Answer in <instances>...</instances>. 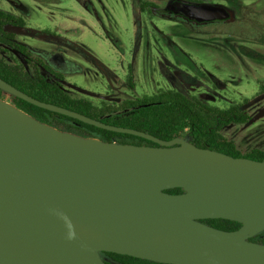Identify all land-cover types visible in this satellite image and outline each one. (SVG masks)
<instances>
[{"label":"water","instance_id":"obj_1","mask_svg":"<svg viewBox=\"0 0 264 264\" xmlns=\"http://www.w3.org/2000/svg\"><path fill=\"white\" fill-rule=\"evenodd\" d=\"M170 1L166 10L176 2ZM175 4L197 22L235 19L220 3ZM0 89L156 143L60 130L0 99V264H107L102 251L171 264H264V243L249 239L264 230V160L108 124L38 100L1 77ZM175 187L182 191H166ZM207 218L240 226L223 230L201 221ZM80 220L103 238H83ZM168 237L175 243L168 245Z\"/></svg>","mask_w":264,"mask_h":264},{"label":"rangeland","instance_id":"obj_2","mask_svg":"<svg viewBox=\"0 0 264 264\" xmlns=\"http://www.w3.org/2000/svg\"><path fill=\"white\" fill-rule=\"evenodd\" d=\"M139 1L0 0V8L24 19L23 28L6 26V31L33 58L61 74L72 96L116 104L162 88L189 92L220 107L236 103L251 120L226 126L223 135L242 152L264 149V26L255 22L261 33H252L250 20L239 21L244 19L240 11L224 0L202 1L223 4L236 18L198 26L142 10ZM143 1L162 6L169 0ZM241 3L264 11V0ZM0 54L29 68L16 51L0 46ZM174 76L181 86H174ZM0 99L11 103L8 94ZM56 125L78 134L69 124Z\"/></svg>","mask_w":264,"mask_h":264},{"label":"trees","instance_id":"obj_3","mask_svg":"<svg viewBox=\"0 0 264 264\" xmlns=\"http://www.w3.org/2000/svg\"><path fill=\"white\" fill-rule=\"evenodd\" d=\"M224 1L231 5L232 8H236L237 10L235 9V11H240L244 19L239 21L246 23L250 20L248 22L250 25L248 26L254 30H250L247 26H243V28L256 33L258 30L254 28L253 24L255 22L264 26V23L261 22V16H264V11L262 13L257 12L250 6L243 5L241 0ZM236 1L238 2V8L235 5ZM138 4L140 9L150 11L149 2L142 0ZM6 26L23 28L25 26L24 19L0 8V44L4 42V47L23 56L29 68L18 62H8L0 54V77L26 94L38 100L50 102L100 119L108 124L144 131L163 140L182 136L201 148L217 150L235 157L264 160V149L253 147L246 152H242L233 140L226 138L222 133L223 129L228 125L245 124L251 120L250 114L246 110L241 109L239 104L234 103L226 107H220L209 104L189 92L162 88H159L150 96L124 99L116 104H94L87 98L72 96L63 85V76L51 71L40 59L34 60L27 46L15 41L13 32L6 31ZM258 33L260 34L261 32L258 31ZM41 68L48 71L51 76H45L41 72ZM261 89H264V86H261ZM4 93L8 94L0 89V98ZM8 95L11 104L15 107L52 126L57 127L56 123L62 122L67 126L69 124L74 127L78 130V134L86 137H94L110 142L156 145L153 141L141 136L97 127L39 107L14 95ZM166 191L178 193L182 189L175 187L166 189ZM201 221L223 230H235L240 226L239 222L224 218H207ZM249 239L264 243V230ZM100 255L107 264H171L115 252L102 251Z\"/></svg>","mask_w":264,"mask_h":264},{"label":"flooded vegetation","instance_id":"obj_4","mask_svg":"<svg viewBox=\"0 0 264 264\" xmlns=\"http://www.w3.org/2000/svg\"><path fill=\"white\" fill-rule=\"evenodd\" d=\"M9 1H11V0H9ZM180 1H191V2H196V3L203 2L202 0H171L170 2L177 3V2H180ZM11 2H15V1H11ZM175 3H171V5H170L171 10H166L164 7L166 6L167 3L163 4L162 6H156L154 3L149 2V9H150V12H154L156 15L165 16V17H169V18H174V20H178V21L184 22L186 24L190 23V24H194V25H197V26L199 24H204V22H197L195 20H190V19L185 18L179 11L180 10V6L176 5ZM153 9H154V11H153ZM224 21H226V20H213V21H209V22H224ZM209 22H207V23H209ZM0 46H2L4 48V42L2 44H0ZM55 57L56 56H54L53 58H55ZM33 59L37 60L39 58L35 57ZM46 66H48V65H46ZM49 69H51V68L49 67ZM51 71L55 72L53 69H51ZM44 72H46L48 76H51L48 71L44 70ZM44 75L46 76V74H44ZM173 79H175L174 86H181V82H179L178 78H176L174 76Z\"/></svg>","mask_w":264,"mask_h":264},{"label":"bare ground","instance_id":"obj_5","mask_svg":"<svg viewBox=\"0 0 264 264\" xmlns=\"http://www.w3.org/2000/svg\"><path fill=\"white\" fill-rule=\"evenodd\" d=\"M119 196H122V194H118ZM80 224V230H81V234L83 236V238L87 239V240H100L103 238V235L97 231L94 227H92L90 224H88L85 221L80 220L79 221ZM166 243L168 245L174 244L175 241L172 238H167L166 239Z\"/></svg>","mask_w":264,"mask_h":264}]
</instances>
